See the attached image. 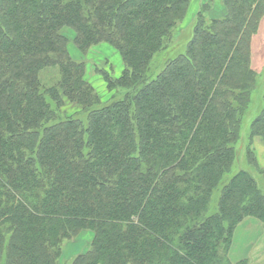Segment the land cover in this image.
Segmentation results:
<instances>
[{
    "label": "trees",
    "instance_id": "trees-1",
    "mask_svg": "<svg viewBox=\"0 0 264 264\" xmlns=\"http://www.w3.org/2000/svg\"><path fill=\"white\" fill-rule=\"evenodd\" d=\"M191 1L0 0V264H60L63 242L85 230L72 264H234L237 225H264L260 179L234 168L264 0L201 10L186 50L166 57ZM102 41L125 66L103 72L122 93L107 102L70 50ZM46 67L59 70L51 85ZM255 135L264 99L244 153L264 180Z\"/></svg>",
    "mask_w": 264,
    "mask_h": 264
},
{
    "label": "rangeland",
    "instance_id": "rangeland-1",
    "mask_svg": "<svg viewBox=\"0 0 264 264\" xmlns=\"http://www.w3.org/2000/svg\"><path fill=\"white\" fill-rule=\"evenodd\" d=\"M209 3V4H208ZM207 5L211 8H207ZM203 10L206 17H219L224 15V6L221 0H192L187 14L182 22H179L174 32L168 42V44H173L172 50L167 53L166 57H175L177 54L182 53L186 50L187 43L191 39L192 31V21L196 18L197 14ZM208 15V16H207ZM253 67L258 74V83L256 89L253 91L251 96V103L246 111L242 129L241 138L238 143L239 158L234 164V168H245L249 172L254 173V175L260 179V186L264 188V180L261 179L259 174L256 172L255 168L252 167L248 161H246L245 149L249 145L250 147V128L254 119L260 114L263 108L264 99V20L259 26L257 34L253 38ZM70 50L75 58L83 59L87 65L86 79L94 86L97 92L101 95L102 101L107 102L113 96L120 97L121 92H115L114 89H109L107 82L105 81V76L103 72L108 73L114 78H119L124 71V63L118 50L113 47L110 43L102 41L98 44L93 45L87 54L83 55L77 51L73 46ZM41 80L43 84L51 85L59 79V70L57 67H46L41 73ZM64 111L67 115L78 113V116L82 117L84 114L80 107L73 104L66 103L64 106ZM260 142L261 139L264 141L262 136L255 135L252 138L251 148L256 152L255 139ZM259 167L263 168L258 162ZM218 197L216 193L215 201ZM214 201V202H215ZM240 222L234 232V237L232 241V246L229 251V258L236 264L242 260L244 264H264V243L258 242L256 231L243 230L241 234L238 233V227L246 219ZM256 218V217H255ZM259 219V218H257ZM263 223V222H262ZM264 228V225H263ZM93 238V233L85 230L81 232L80 236H76L72 239L65 240L62 244V256L60 257V264H72L75 257L82 251H85L91 240Z\"/></svg>",
    "mask_w": 264,
    "mask_h": 264
},
{
    "label": "crops",
    "instance_id": "crops-1",
    "mask_svg": "<svg viewBox=\"0 0 264 264\" xmlns=\"http://www.w3.org/2000/svg\"><path fill=\"white\" fill-rule=\"evenodd\" d=\"M256 144V153L258 162L261 166H264V141L261 139L259 142L258 139H255ZM243 230H251L252 232L256 231L258 242L264 243V228L263 223L260 219L255 217H251L250 219H246L240 226L238 227V235L242 233ZM264 256V254H263Z\"/></svg>",
    "mask_w": 264,
    "mask_h": 264
}]
</instances>
